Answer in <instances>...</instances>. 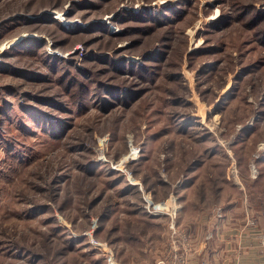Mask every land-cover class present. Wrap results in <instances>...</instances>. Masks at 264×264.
Here are the masks:
<instances>
[{"label":"rangeland","instance_id":"1","mask_svg":"<svg viewBox=\"0 0 264 264\" xmlns=\"http://www.w3.org/2000/svg\"><path fill=\"white\" fill-rule=\"evenodd\" d=\"M256 8L264 0H0V264H108L77 234L92 218L123 264L155 247L170 260L165 209L192 223L220 205L257 225ZM140 185L172 206L147 211Z\"/></svg>","mask_w":264,"mask_h":264},{"label":"crops","instance_id":"2","mask_svg":"<svg viewBox=\"0 0 264 264\" xmlns=\"http://www.w3.org/2000/svg\"><path fill=\"white\" fill-rule=\"evenodd\" d=\"M167 214L169 215L168 212ZM256 220L257 225L245 226V217L239 214L232 218H219L210 214L193 221L198 222L194 226V232L193 222L180 220V227L190 232L188 234L191 235L195 245L188 254L187 264H198L203 258L211 264H264V242L262 241L264 239V215L258 214ZM209 231L213 232V237L204 241L203 237ZM200 244L203 247L202 251L197 249ZM158 251H161L158 247L150 249L152 259L139 260L132 255V258H129L125 264H162L160 258L162 253ZM117 259L120 264H123L118 257Z\"/></svg>","mask_w":264,"mask_h":264},{"label":"built area","instance_id":"3","mask_svg":"<svg viewBox=\"0 0 264 264\" xmlns=\"http://www.w3.org/2000/svg\"><path fill=\"white\" fill-rule=\"evenodd\" d=\"M130 146L133 148L131 149V151L136 150L137 151L136 156H138L139 147H137L133 143L132 140L130 141ZM132 157H133L132 154L128 155V158L134 159ZM128 158H127V161H129ZM121 167L125 170L124 166H121ZM254 167L256 168V166ZM254 171L256 172L257 168L254 169ZM126 173L130 177H133V174L130 170L126 169ZM138 189L144 200L143 206L147 209V211L152 212V213L159 212L157 210L156 200L154 199V195L152 191L149 188L144 187L143 185H140ZM164 212L165 213L168 212L171 217L170 218L171 231L169 233L171 235V250H170L171 258L169 261L167 260V262L165 260H161V262L162 264H187L188 254L192 250V246H191L192 237L190 234L185 232L180 227L176 219V216L173 214L174 211L173 213H171V211H168L167 209H165ZM214 215L219 218L223 217V209L220 205L214 208ZM249 223L252 225L256 224V219L253 218L252 220L249 221ZM97 225H98L97 220L92 218V226L86 229L82 234L80 233H77V234L79 236H84L88 244L106 258L108 264H120V262L116 259L114 246L108 240H103L97 236L96 234ZM212 237H213V232L209 231L208 233H206L205 237L203 238H204V241H208ZM262 241L264 242V239H262ZM197 249L198 251H202L203 250L202 244H200L197 247ZM199 264H211V262L206 259H203L202 261H200Z\"/></svg>","mask_w":264,"mask_h":264},{"label":"bare ground","instance_id":"4","mask_svg":"<svg viewBox=\"0 0 264 264\" xmlns=\"http://www.w3.org/2000/svg\"><path fill=\"white\" fill-rule=\"evenodd\" d=\"M58 13H59V14L57 15V17H58V16H59V17H62V13L59 12V11H58ZM135 153H137L136 150H133V151H131L130 154H132V155H136ZM126 158H128V155H126V156L124 157V160H125ZM121 164H123V162H122ZM172 202H174V201H173V198L171 197L170 200H169V202H168L166 205H165V204H162V203H160V204H157V203H156V207H157L158 209H159V208H164V207H167V206L171 205Z\"/></svg>","mask_w":264,"mask_h":264},{"label":"trees","instance_id":"5","mask_svg":"<svg viewBox=\"0 0 264 264\" xmlns=\"http://www.w3.org/2000/svg\"><path fill=\"white\" fill-rule=\"evenodd\" d=\"M256 10L259 11V12H264V10H259V9H257V8H256ZM244 12H245V11H244ZM45 15H46V14H45ZM256 17H257V13H256L255 16H253L252 18L250 17L249 19L254 20V19H256ZM224 18H225V17L219 18V20H220V19H224ZM219 20H218V21H219ZM216 21H217V20H216ZM263 38H264V29H263ZM263 40H264V39H263Z\"/></svg>","mask_w":264,"mask_h":264}]
</instances>
